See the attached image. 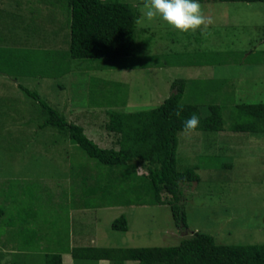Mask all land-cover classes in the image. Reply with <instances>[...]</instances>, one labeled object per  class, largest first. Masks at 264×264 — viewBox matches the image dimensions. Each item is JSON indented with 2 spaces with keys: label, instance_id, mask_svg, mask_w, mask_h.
Returning a JSON list of instances; mask_svg holds the SVG:
<instances>
[{
  "label": "rangeland",
  "instance_id": "1",
  "mask_svg": "<svg viewBox=\"0 0 264 264\" xmlns=\"http://www.w3.org/2000/svg\"><path fill=\"white\" fill-rule=\"evenodd\" d=\"M120 2L133 6L138 19L142 17L143 0ZM199 3L214 20L207 33L180 32L159 17L144 20L135 26L138 56L132 67H122L120 60L63 57L69 61L68 71L53 79L31 71L43 68L42 53L49 54L50 63L66 53L65 9L57 0H0L2 57L10 53L20 59L25 53L37 57L34 67L24 65L23 75L0 73V206L4 209L0 263L6 264L11 251L34 254L30 258H41V249L57 253L58 246L50 247L53 242L66 249L68 235L75 232L74 207L84 209L83 220L94 227L91 241L84 243L96 247H169L193 232L208 234L217 244H264V134L231 132L226 118L233 105L264 102V4ZM179 79L187 80L183 99L199 106L202 116L208 113L207 105L215 104L224 117L220 132L176 134V170L196 167L198 177L196 183L180 185L185 228L174 225L165 205L119 206L110 196L98 195L102 191L88 193L90 187L102 185L94 161L56 130L37 129L36 104L19 89L35 91L67 122L81 126L98 147L116 150L115 137L103 127L104 111L153 108L168 96L171 82ZM205 84L218 89L208 91ZM109 91L113 97L106 102L101 97H109ZM135 173L144 171L138 168ZM111 178L120 175L115 172ZM11 197L16 204L8 202ZM31 208L35 224L27 220ZM119 216L125 217L126 232L110 229ZM24 228L42 230L50 246L44 241L36 245ZM25 238L28 248L19 251Z\"/></svg>",
  "mask_w": 264,
  "mask_h": 264
},
{
  "label": "trees",
  "instance_id": "2",
  "mask_svg": "<svg viewBox=\"0 0 264 264\" xmlns=\"http://www.w3.org/2000/svg\"><path fill=\"white\" fill-rule=\"evenodd\" d=\"M215 1L264 4V0ZM57 2L66 13L67 51L64 56L53 59L51 63L50 58L46 57L49 54L42 53L39 66L43 65V68L33 69L31 75L55 79L66 74L69 61L65 62L63 57L73 61L120 60L122 67L133 66V61L138 56L135 33L138 12L133 6L120 0H57ZM49 4L52 5L51 2ZM36 59V55L31 53L23 54L21 59L12 53L8 57H2L0 53V73L10 76L23 75L26 69L24 65L28 63L34 67ZM47 65L48 69L45 67ZM186 85L187 80L184 79L172 81L168 96L150 109L133 112L105 110L107 120L103 127L115 137L116 150L98 147L85 136L81 126L67 122L62 113L48 105L35 91L22 86H19V89L36 104L37 129L56 130L65 136L70 145H75L87 159L94 161V166L99 171L97 180L102 185L90 187L88 193L102 191L98 192V195L110 196L119 206L165 205L169 209L174 225L185 228L184 212L179 204L180 185L196 183L198 177L194 172L196 167L176 170V134L182 132L183 121L193 113L200 118V125L196 131L220 132L224 128L221 106L207 105L208 113L202 116L199 106L183 99ZM204 86L206 90L212 92L218 89L213 84ZM96 94L98 93L95 92L92 96L94 101ZM107 95L99 96L109 102L113 97L112 92L109 91V97ZM181 106V115L177 117L175 112ZM226 118L231 132L264 134V102H242L233 105ZM138 168L142 169L144 174L137 175L135 171ZM115 172L119 173L120 178H111ZM80 182L82 185L85 183L83 177ZM23 191L20 193L21 196ZM162 195L169 198L163 199ZM8 202L14 204L16 199L11 197ZM34 212L31 208L27 218L33 224ZM3 215L4 209L0 206V219ZM25 221L26 219L23 222ZM110 229L126 232L125 217L119 216L114 219L110 223ZM23 231L30 234L29 239L35 241L36 245L41 241L45 243L48 241L47 236L41 234L42 230L24 228ZM23 243L25 247L19 251L28 248L27 244L30 242L25 238ZM50 244L51 242L46 243L48 246ZM57 246L56 250L60 249L57 253L45 251L46 249L40 250L43 253L40 254L41 258H44L43 264H60V252L65 248L54 242L50 247ZM46 247L43 245L42 248ZM66 251L74 260H106L110 264H123L125 261L137 264H264V244H217L212 236L201 232H193L180 239L176 245L169 247H72ZM18 254L15 253L12 257L19 258L21 255Z\"/></svg>",
  "mask_w": 264,
  "mask_h": 264
},
{
  "label": "clouds",
  "instance_id": "3",
  "mask_svg": "<svg viewBox=\"0 0 264 264\" xmlns=\"http://www.w3.org/2000/svg\"><path fill=\"white\" fill-rule=\"evenodd\" d=\"M159 17L169 26L180 32H196L200 30L207 33L208 27L214 20L206 16L199 0H143L142 17L136 20L137 24L144 20L154 21ZM182 106L175 112L180 117ZM200 125V118L193 113L183 121L182 132L185 136L196 132Z\"/></svg>",
  "mask_w": 264,
  "mask_h": 264
},
{
  "label": "crops",
  "instance_id": "4",
  "mask_svg": "<svg viewBox=\"0 0 264 264\" xmlns=\"http://www.w3.org/2000/svg\"><path fill=\"white\" fill-rule=\"evenodd\" d=\"M72 212L75 213V217L74 215H71V220H73V218L75 219V225L72 223L71 224L74 226L73 228H75V232H71V235L69 234V238L67 236V248L64 251L60 252V264H110L108 261L106 260H98V261H90V260H74L70 257L69 253H67V249H70L72 247H96L93 244L89 243H84L83 240H88L91 241V238L93 236V226H90L88 222H86L84 219V217L87 215V213L84 211V209L79 208L77 209L76 207H74ZM82 219H81V218ZM84 221V222H83ZM93 229H92V228ZM72 228V226H71ZM99 247V246H98ZM13 254H15L14 252L11 251V258H9V260L7 262H5L6 264H43L44 263V258H35L32 256V258H30V255H34V254H28L27 256L25 254H21V253H17L18 255H21L19 258H13ZM35 256H39V254H35ZM1 259V258H0ZM128 262L130 261H125L123 264H128ZM3 264V263H0Z\"/></svg>",
  "mask_w": 264,
  "mask_h": 264
}]
</instances>
